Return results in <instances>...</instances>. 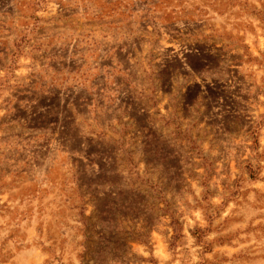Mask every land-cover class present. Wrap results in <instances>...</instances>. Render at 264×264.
I'll use <instances>...</instances> for the list:
<instances>
[{
    "label": "rangeland",
    "instance_id": "obj_1",
    "mask_svg": "<svg viewBox=\"0 0 264 264\" xmlns=\"http://www.w3.org/2000/svg\"><path fill=\"white\" fill-rule=\"evenodd\" d=\"M0 264H264V0H0Z\"/></svg>",
    "mask_w": 264,
    "mask_h": 264
},
{
    "label": "trees",
    "instance_id": "obj_2",
    "mask_svg": "<svg viewBox=\"0 0 264 264\" xmlns=\"http://www.w3.org/2000/svg\"><path fill=\"white\" fill-rule=\"evenodd\" d=\"M172 224H173V225H176L177 223L175 222V220H172Z\"/></svg>",
    "mask_w": 264,
    "mask_h": 264
}]
</instances>
